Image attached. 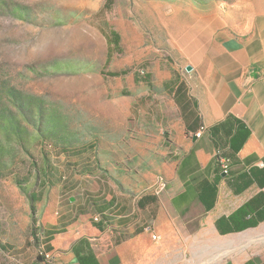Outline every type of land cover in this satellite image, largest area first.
Returning a JSON list of instances; mask_svg holds the SVG:
<instances>
[{
  "label": "rangeland",
  "instance_id": "1",
  "mask_svg": "<svg viewBox=\"0 0 264 264\" xmlns=\"http://www.w3.org/2000/svg\"><path fill=\"white\" fill-rule=\"evenodd\" d=\"M105 1L0 0V260L8 264L30 263L27 247L39 252L34 218L47 207L88 223L103 191L128 201L167 189L181 154L170 128L180 118L163 86L170 70L192 82L213 39H264V0H113L97 14ZM112 29L121 52L112 48L106 66Z\"/></svg>",
  "mask_w": 264,
  "mask_h": 264
},
{
  "label": "crops",
  "instance_id": "2",
  "mask_svg": "<svg viewBox=\"0 0 264 264\" xmlns=\"http://www.w3.org/2000/svg\"><path fill=\"white\" fill-rule=\"evenodd\" d=\"M212 42L192 82L176 68L163 82L180 118L170 124L181 154L167 189L128 201L103 191L88 223L47 207L28 264H264V39Z\"/></svg>",
  "mask_w": 264,
  "mask_h": 264
},
{
  "label": "trees",
  "instance_id": "3",
  "mask_svg": "<svg viewBox=\"0 0 264 264\" xmlns=\"http://www.w3.org/2000/svg\"><path fill=\"white\" fill-rule=\"evenodd\" d=\"M113 4V0H106L103 7L100 9V11L97 13V14H101L105 9L109 8L111 5ZM107 43H108V48H107V59H106V63L105 65L107 66L111 59H112V55H113V51L111 50L112 48H116V51L117 52H121V36L119 34V32H117L115 29H112L109 33V36H107ZM105 70V69H104ZM102 74L106 75V76H113V77H116V76H121V75H126L127 72L126 71H115V72H109V73H104L102 71ZM152 77V74L151 73H146L145 75V78L146 79H151ZM148 85L149 86H152V84L150 83V81H147ZM165 88L166 89H170L172 90L175 86V80L172 79V80H169L167 82H165ZM144 101L143 98H141L140 100H138L136 103H135V106H134V109H136V107L142 103ZM222 152V151H221ZM222 155L224 157H226L227 159L230 160V158L225 155L224 153H222ZM216 161H217V164L221 167V164L219 162V157L218 155H216ZM230 165H231V160H230ZM222 168V167H221ZM223 170V169H222ZM224 171V170H223ZM1 175V173H0ZM33 200L34 202L36 203L38 201V199L35 198L34 194H33ZM33 204L32 205V210H33V213H36V204ZM246 209V206L244 207H241L240 209H238L233 215L230 216V219L232 220H235L236 217H239L241 215H243L244 213V210ZM36 219L34 218V223H35ZM251 224V223H250ZM252 225H254V223H252ZM255 226V225H254ZM237 230H243V227L242 225L238 226L237 227ZM36 232V228L33 230V233ZM3 250H5V248L1 247ZM39 259H41V257L39 256L38 257Z\"/></svg>",
  "mask_w": 264,
  "mask_h": 264
},
{
  "label": "built area",
  "instance_id": "4",
  "mask_svg": "<svg viewBox=\"0 0 264 264\" xmlns=\"http://www.w3.org/2000/svg\"><path fill=\"white\" fill-rule=\"evenodd\" d=\"M201 134H202V130H201L200 132H198V133L196 134V136H201ZM216 155H218V157H219V162H220V164H221L222 169L224 170L225 173H228L229 170H230V160L227 159L226 157H224V156L222 155V152H221L220 150L217 151ZM164 188H165V183H161V187H160V189L157 190V191L160 192V191H162ZM153 238L156 239L157 237L154 235Z\"/></svg>",
  "mask_w": 264,
  "mask_h": 264
},
{
  "label": "water",
  "instance_id": "5",
  "mask_svg": "<svg viewBox=\"0 0 264 264\" xmlns=\"http://www.w3.org/2000/svg\"><path fill=\"white\" fill-rule=\"evenodd\" d=\"M191 69V67H188V70H190Z\"/></svg>",
  "mask_w": 264,
  "mask_h": 264
}]
</instances>
